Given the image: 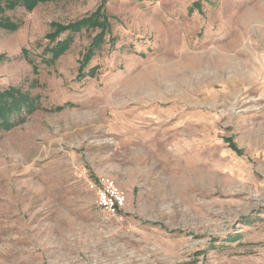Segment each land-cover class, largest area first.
<instances>
[{
  "label": "rangeland",
  "instance_id": "374dc122",
  "mask_svg": "<svg viewBox=\"0 0 264 264\" xmlns=\"http://www.w3.org/2000/svg\"><path fill=\"white\" fill-rule=\"evenodd\" d=\"M3 14L0 264H264V0Z\"/></svg>",
  "mask_w": 264,
  "mask_h": 264
},
{
  "label": "built area",
  "instance_id": "2783aa9c",
  "mask_svg": "<svg viewBox=\"0 0 264 264\" xmlns=\"http://www.w3.org/2000/svg\"><path fill=\"white\" fill-rule=\"evenodd\" d=\"M87 187L94 193L95 204L109 215H117L125 203L123 192L108 178H86Z\"/></svg>",
  "mask_w": 264,
  "mask_h": 264
},
{
  "label": "trees",
  "instance_id": "16d2710c",
  "mask_svg": "<svg viewBox=\"0 0 264 264\" xmlns=\"http://www.w3.org/2000/svg\"><path fill=\"white\" fill-rule=\"evenodd\" d=\"M39 1H42V0H0V24H2L4 26L6 24V22H12L9 25H11L13 27V30L16 29L18 27V25L21 23V21H15L14 22V20L11 17L5 16L3 14L4 10L5 9L12 10L17 5H21L26 10H29ZM82 24H83V22L77 23V25H75V23H74V24H71V26H74V27L76 26L77 27V26L82 25ZM68 27H69V25H68ZM69 28H71V27H69ZM11 91H13V90L10 89V92ZM7 95L12 96L13 94H10V93H7V92L6 93L0 92V99H2V97H5ZM2 116H3V113L0 114V117H2ZM5 121H7V119H4L3 121H1V123L5 122Z\"/></svg>",
  "mask_w": 264,
  "mask_h": 264
}]
</instances>
